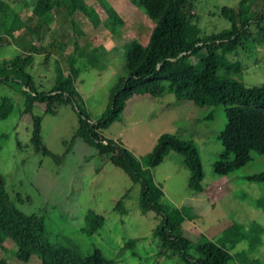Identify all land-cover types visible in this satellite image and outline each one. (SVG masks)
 I'll return each mask as SVG.
<instances>
[{
	"label": "rangeland",
	"instance_id": "obj_1",
	"mask_svg": "<svg viewBox=\"0 0 264 264\" xmlns=\"http://www.w3.org/2000/svg\"><path fill=\"white\" fill-rule=\"evenodd\" d=\"M4 1L20 16L29 12L26 0ZM120 1L135 10L124 8ZM127 1L130 2L83 0L96 13L99 28L109 32H104L103 36L107 34L110 38L107 44L95 42L82 47L81 52L79 49L73 62L77 73L68 82L80 96L90 121H95L106 105L110 86L125 74L123 54L127 40L134 38L144 43L153 23L140 8ZM187 1L191 3L198 34L204 36L228 27L229 21L222 16L221 10L224 7L235 10L241 0ZM100 3L108 4L118 13L121 11L126 24L115 22L110 25L105 20L100 24L105 15ZM248 5L249 10L252 9L251 17L255 19L257 15V29L254 24L248 26L252 40L241 36L235 50L225 54L228 60L237 59L241 67L240 73L228 77L244 86L264 83V21L258 18L263 2L249 0ZM54 14L49 34L55 37L69 27L62 5ZM76 18L78 23L74 29L76 40L80 42V35H89L80 30L91 21L81 12H76ZM111 28L115 30L112 34ZM44 39L34 42L42 43ZM55 43L56 51L54 48L47 58L43 59L42 52L35 53L24 67L36 90L48 89L66 74L63 58L71 43L59 38ZM14 52L10 44H0V59L8 58ZM189 59L194 61L195 57ZM3 73L0 70V75ZM0 95L9 96L13 103L6 117L0 119V134H5L0 137V179L17 209L28 215L41 216L51 238L67 235L84 253L94 246L105 257L114 259V264H182L175 256L164 258L156 254V238L150 234L156 218L150 211L141 212L136 201L137 183H131L122 170L79 137L69 141L76 127V114L68 104H56L49 113L44 112L42 102H32L30 113L39 117L38 136L47 151L42 154L28 139L31 119L29 113L20 111L21 97L17 90H10L0 83ZM224 123L223 108L219 104L197 106L187 99H176L167 91L158 95L136 93L124 101L118 116L100 133L119 141L138 163H142L144 154L161 132L189 140L199 159L200 191L193 192L186 187V169L173 151H167L149 168L153 181L160 185V200L182 209L181 235L190 240V245L202 235L217 244L229 246L230 253L243 252L248 258L264 264V178H251L264 169V153L249 151V160L242 165L222 175L214 174L211 164L221 151L216 134ZM127 187L125 197L120 198ZM118 198L121 212L112 208ZM86 208L103 216L101 226L88 236L81 232ZM128 237L135 238L133 245L116 256L117 248ZM0 239V256L10 264H38L35 255L27 261L17 260L10 239L1 232ZM188 250L192 252L191 247ZM250 263L236 258L226 264Z\"/></svg>",
	"mask_w": 264,
	"mask_h": 264
},
{
	"label": "trees",
	"instance_id": "obj_2",
	"mask_svg": "<svg viewBox=\"0 0 264 264\" xmlns=\"http://www.w3.org/2000/svg\"><path fill=\"white\" fill-rule=\"evenodd\" d=\"M26 1L29 12L19 16L8 2L0 0V44L17 47L13 55L0 59V70L4 71L0 75V83L19 93L20 111L29 113L31 119L28 139L34 149H39L42 154L47 153L38 136L39 117L30 113L32 102H42L44 112L49 113L53 112L56 104H68L76 114V127L69 141L75 136L79 137L97 154L105 156L112 165L122 170L131 183H137L136 201L141 212L150 211L156 218L150 230V234L156 238V254L164 258L175 256L182 264H226L236 258L238 261H250V264H262L257 259L248 258L243 252L230 253L229 246L217 244L202 235L190 245V240L180 233V222L184 215L182 209L160 200V185L153 181L149 168L169 150L180 157L186 169V187L193 192L201 190L199 159L189 140L161 132L144 154L142 163H138L119 141L100 133L107 123L118 116L124 101L131 94L158 95L167 91L174 98L187 99L197 106H222L225 123L216 134L221 151L211 164L214 174L222 175L242 165L249 160V151L264 153V83L244 86L232 81L228 76L240 73V62L225 58L226 53L239 45L241 36L252 40L249 24H254L257 29V15L255 19L251 17L249 0H241L235 10L222 8L221 14L229 21V26L204 36L198 34L192 6L187 0H130L153 23L144 43L134 38L127 40L123 54L125 74L116 78L110 86L107 103L95 121H90L80 96L68 86V82L77 73L73 62L80 49L76 44L74 29L76 12L86 15L92 25L99 22L96 13L83 0ZM262 2V12L258 18L264 21V0ZM60 5L67 15L69 30L66 27L54 37L49 34V25ZM100 6L105 14L102 21L110 25L115 22L122 24L111 6L105 3H100ZM114 31L110 29L111 34ZM42 37L45 38L44 42H34ZM56 38L71 43L63 58L66 74L48 89L36 90L24 67L35 53L42 52L43 59L53 53ZM190 56L195 60L191 61ZM12 106L9 96L0 95V119L6 117ZM0 137H5V134L1 133ZM251 178L263 179L264 169L251 175ZM128 190L129 187L125 188L120 198L125 197ZM120 198L115 200L112 208L121 212L118 207ZM102 221L100 213L86 208L81 232L85 236L90 235L101 226ZM0 232L10 239L12 253L20 261H27L35 255L38 264L115 262L94 246L88 253L82 252L80 246L67 235L51 238L41 216L25 214L12 204L1 179ZM134 241V237L126 238L115 255L122 254ZM189 247L192 252H189ZM0 264L10 263L0 256Z\"/></svg>",
	"mask_w": 264,
	"mask_h": 264
},
{
	"label": "crops",
	"instance_id": "obj_3",
	"mask_svg": "<svg viewBox=\"0 0 264 264\" xmlns=\"http://www.w3.org/2000/svg\"><path fill=\"white\" fill-rule=\"evenodd\" d=\"M127 2H129V1H127ZM130 3V2H129ZM120 4H122L123 5V7L124 8H130V10L131 11H133V10H135L134 8H132V7H130L129 5H127V3H124V2H122V1H120ZM115 9V8H114ZM113 9V10H114ZM115 11V10H114ZM116 12V11H115ZM116 14L119 16V18L121 19V22L123 23V24H126V21H125V19H126V17L124 16V14H122L121 13V11H119V13L118 12H116ZM120 14V15H119ZM20 16V15H19ZM124 18V19H123ZM101 22H102V20L100 21V24H101ZM151 26H152V24H150V28H151ZM90 28H92V29H90ZM150 30V29H149ZM81 32H85L86 31V33L87 32H89V35L88 36H83V35H80V38H81V41L79 42L78 40H76V44H77V46H79V48H80V52H81V49H82V47L84 48V47H89V46H91V44L92 43H95V42H101L102 41V43L101 44H107V43H109L110 42V38H109V36H107V34H106V36H103L105 33L104 32H108L107 30H104L103 28H99V24L97 23V24H95V25H92L91 24V22H90V24H88L87 26H84V28L82 29V30H80ZM99 31V32H98ZM104 33V34H103ZM108 34H109V32H108ZM99 36H103V38L102 39H99ZM88 39L87 41H85V42H82V40L83 39ZM99 39V40H98ZM146 41V40H145ZM66 44V43H65ZM11 45V47H12V49L13 50H15V48H17V47H15L14 45H12V44H10ZM109 46V45H108ZM55 51H56V43H55ZM19 51V50H18ZM68 52V51H67ZM17 53V52H16ZM1 56V55H0Z\"/></svg>",
	"mask_w": 264,
	"mask_h": 264
}]
</instances>
